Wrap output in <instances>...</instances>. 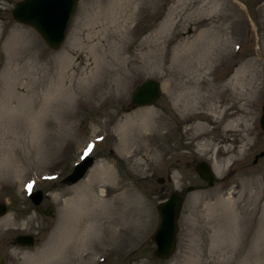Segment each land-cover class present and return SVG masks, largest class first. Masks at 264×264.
<instances>
[{
    "label": "rangeland",
    "instance_id": "1",
    "mask_svg": "<svg viewBox=\"0 0 264 264\" xmlns=\"http://www.w3.org/2000/svg\"><path fill=\"white\" fill-rule=\"evenodd\" d=\"M15 1L0 0V264H264V154L253 163L264 152V0H77L56 50L13 20ZM187 42L203 43L213 60L196 67L193 51L191 68L176 73L174 55ZM172 75L221 89L215 106H230L224 117L235 114V125L222 131L223 120L213 128L206 119L191 140L167 93ZM146 78L159 97L131 105ZM147 109L155 136L151 125L124 123ZM84 153L93 158L84 176L62 182ZM199 161L221 169L211 187L194 171ZM99 167L111 176L98 179ZM85 183L94 190L88 233L67 205ZM173 190L182 193L175 250L155 260L156 205ZM18 233L32 245L15 244Z\"/></svg>",
    "mask_w": 264,
    "mask_h": 264
},
{
    "label": "water",
    "instance_id": "2",
    "mask_svg": "<svg viewBox=\"0 0 264 264\" xmlns=\"http://www.w3.org/2000/svg\"><path fill=\"white\" fill-rule=\"evenodd\" d=\"M77 0H17L11 10V17L18 23L24 24L32 28L40 37L42 42L49 49H57L64 39L66 29L69 21L75 10ZM56 6V10L52 14ZM56 19H51L52 17ZM52 20H57L52 23ZM55 28V29H54ZM160 95L158 82L155 79L149 78L144 80L132 92L131 104L136 106L150 105ZM260 129L264 132V104L261 106V113L259 118ZM264 152H259L255 156L253 163L258 156L263 155ZM92 158L84 155L77 161L69 174L63 179V182L74 183L84 175L85 170L91 164ZM194 170L198 177L205 181L208 187L212 186L214 176L210 166L204 162L199 161L194 165ZM162 178H159V182ZM188 186L185 191L191 190ZM31 196V197H30ZM33 205H37L41 199L40 190H36L29 195ZM182 198L177 191H171L167 197L159 201L156 205L157 223L149 236V241L153 245L151 257L155 260H163L168 258L174 251L176 232H177V218L181 208ZM41 208L39 207V210ZM5 210L3 204H0V214ZM51 211L47 207L44 211L48 215ZM32 235L18 234L14 238V243L20 246L32 245ZM1 261V258H0Z\"/></svg>",
    "mask_w": 264,
    "mask_h": 264
},
{
    "label": "bare ground",
    "instance_id": "3",
    "mask_svg": "<svg viewBox=\"0 0 264 264\" xmlns=\"http://www.w3.org/2000/svg\"><path fill=\"white\" fill-rule=\"evenodd\" d=\"M54 8L55 9L51 11L52 14L56 10V6H54ZM51 19H56V17L54 16ZM55 21L57 24V20H52V23H54ZM202 41L200 40L198 42H202ZM190 45H192L193 48L189 49ZM193 51H197L199 54L197 57L198 59H196L197 62H195L193 65H195L196 67H203V66L208 67L211 64L213 60V54H214L213 51L211 50L207 51V49L205 48L203 49V43L201 44V47H199L197 42L195 44H190L189 42H187L181 47H179L174 55V60L175 62L178 63L177 69L175 71L176 73H178V71H180L186 65H188L187 67L191 68V64H190L191 61L188 60L189 58L187 59V56H189V54L192 53ZM238 74L239 73L235 72L230 78V81L232 82V84H236L238 82V78H239ZM171 77L173 78V80L169 81L167 93L171 99V102H172L171 104H172L173 109L179 115V118H177L178 121L186 122L187 124L186 132L188 131V134L191 136L190 138L191 140L201 137V133H205L207 131L206 119L208 120L211 119L212 121L215 122L213 128L217 127L218 120H223L221 123L222 131L229 130L233 127V125H235L236 117L234 116L236 115L232 114L233 112H229L232 115H227L226 117H224L225 113L227 112L228 108H230V106H227V107L220 106L219 109H217L215 106L216 101L217 103H219L218 98H221L222 96L221 93L223 91H221V89L219 91V90L213 89L210 86L207 88L202 87L199 81L190 82L188 80L187 83L189 84L183 85L184 83L182 82L181 77L179 75H177L176 77L172 75ZM185 77L186 76H184L183 78ZM223 104H227V103L223 102ZM155 119L156 118L154 117L153 110L147 109V110H144L136 114L135 116L131 118H126L124 123L133 124L134 127L136 126V128L141 126L142 129L147 128L149 125H151L150 127H152V134L153 136H155L158 133L157 127L159 126V122H157L156 124ZM259 127H260V124H259ZM205 146L209 147L210 143L204 142V144H199L198 148H200L199 149L200 152L203 151V148ZM226 164H229V160ZM211 168H212L213 174H215L216 176L221 173L220 172L221 169L215 163H212ZM95 173L98 179L99 178L105 179L106 174L108 175V177L111 176L110 171L104 167L97 168L94 172V175ZM94 175H91L92 179ZM88 184L89 183L81 184L80 188L75 191L74 195L67 203V205L68 204L72 205V210L75 212L74 214L75 218L77 215L83 217L81 224L84 226V231H87V233L90 230L92 221L94 219L93 206H92L94 190H92V188H89ZM32 194L33 192L31 193V195ZM84 238L85 239H82V241H84V244L86 245V247H89V238H87L86 234Z\"/></svg>",
    "mask_w": 264,
    "mask_h": 264
},
{
    "label": "flooded vegetation",
    "instance_id": "4",
    "mask_svg": "<svg viewBox=\"0 0 264 264\" xmlns=\"http://www.w3.org/2000/svg\"><path fill=\"white\" fill-rule=\"evenodd\" d=\"M67 173H68V172H67ZM67 173H66V174H67ZM66 174H65V175H66ZM63 179H64V176H63L60 180L63 181ZM46 208H47V207H46ZM46 208L43 209V212L46 210ZM37 209H38V208H37ZM0 262H1V261H0Z\"/></svg>",
    "mask_w": 264,
    "mask_h": 264
},
{
    "label": "snow or ice",
    "instance_id": "5",
    "mask_svg": "<svg viewBox=\"0 0 264 264\" xmlns=\"http://www.w3.org/2000/svg\"><path fill=\"white\" fill-rule=\"evenodd\" d=\"M29 187H31V186H29Z\"/></svg>",
    "mask_w": 264,
    "mask_h": 264
}]
</instances>
